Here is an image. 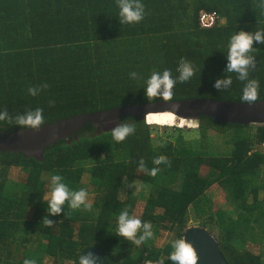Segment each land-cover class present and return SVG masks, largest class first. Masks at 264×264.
Here are the masks:
<instances>
[{
	"label": "trees",
	"instance_id": "1",
	"mask_svg": "<svg viewBox=\"0 0 264 264\" xmlns=\"http://www.w3.org/2000/svg\"><path fill=\"white\" fill-rule=\"evenodd\" d=\"M141 2L143 20L120 24L116 0H0V111L7 109L15 117L39 107L47 124L150 103L144 81L154 70L168 69L177 77L181 58L192 63L195 75L177 81L172 100L243 102L244 82L224 72L228 40L241 29H264V8L258 7L264 0ZM200 10L216 11L224 21L200 28ZM253 46L256 65L249 78L259 82L258 100H263L264 44ZM132 72L137 79L130 77ZM228 75L231 87L218 92L215 80ZM43 84L48 87L38 95L28 93L29 87ZM146 122L138 116L119 118V123L136 127L119 143L111 136L114 126L86 123L46 146L39 158L0 151V264H23L25 259L42 264L44 256L53 264H78L82 252L94 245L110 264H173L171 243L183 238L190 218L214 236L228 264H263L264 125L200 117L196 131L201 136L211 130L232 143L226 155L217 157L209 154L214 146L195 147L186 140L189 129ZM18 129L0 122L1 136ZM160 155L170 165H154ZM141 159L148 169L159 167L156 176L139 170ZM54 174L71 190L85 188L93 194L88 196L92 210H72L66 203L64 212L48 215L44 200ZM135 183L146 191L144 200L133 194ZM214 187L223 192L233 216L208 196ZM124 209L151 222V239L137 246L116 235L117 217ZM45 216L54 221L51 228L44 225ZM162 231L171 242L159 246L155 236ZM16 245L21 248L17 260ZM256 246L262 252L254 253L251 247Z\"/></svg>",
	"mask_w": 264,
	"mask_h": 264
},
{
	"label": "clouds",
	"instance_id": "2",
	"mask_svg": "<svg viewBox=\"0 0 264 264\" xmlns=\"http://www.w3.org/2000/svg\"><path fill=\"white\" fill-rule=\"evenodd\" d=\"M116 5L119 10L118 19L120 24L139 23L145 16V5L141 0H116ZM258 7L264 8V2L258 5ZM219 17V22L222 23L224 19L221 16ZM254 42L264 44V29L258 28L256 31L251 32L241 29L232 34L228 40L226 52L227 63L224 69L226 73H235L236 78L244 82L240 99L249 105L254 104L259 99V82L256 79L249 78V70L254 69L256 65V58L252 54L255 51V47L253 46ZM176 71L178 76L175 78L168 69H164L162 72L152 71L151 75L144 81V95L146 100L149 102L156 99H162L165 102L171 101L173 98V89L177 81L181 83L187 82L195 75V69L192 63L184 58L180 59ZM130 77L137 79L138 74L132 72L130 73ZM231 85L232 77L228 75L218 77L213 86L219 92L230 88ZM47 87V84H43L40 87H29L27 91L30 95L36 96L42 89H46ZM177 107L178 105H173V108ZM3 121L14 124L21 130L32 129L38 131L45 124L44 110L37 107L12 117L9 115L7 109H5L0 111V122ZM135 131L136 127L134 124L117 123L111 128V136L114 141L119 143L134 134ZM152 162L157 166L161 164L170 165V161L164 155L155 157ZM138 167L141 172L150 176H156L160 171L159 167L148 169L143 159L139 161ZM136 190L138 191L139 189L137 188ZM44 201L47 205V213L51 216L64 212V205L66 203L72 210L91 211L93 207L92 202L88 199V192L85 188L71 190L63 181V177L58 174L51 176L50 190ZM43 223L49 228L54 225V221L49 219L48 216L43 218ZM116 235L138 246L153 237V226L151 222L142 221L138 216L130 215L129 211L124 209L117 217ZM171 247L172 251L169 259L173 264H197V254L192 244L185 238L173 240ZM99 259V257L89 251L87 254L80 255L78 264H99ZM23 264H36V261L34 259H25Z\"/></svg>",
	"mask_w": 264,
	"mask_h": 264
},
{
	"label": "water",
	"instance_id": "3",
	"mask_svg": "<svg viewBox=\"0 0 264 264\" xmlns=\"http://www.w3.org/2000/svg\"><path fill=\"white\" fill-rule=\"evenodd\" d=\"M173 105L178 107L173 108ZM164 112L171 113L182 120L184 126L189 123L197 124L200 117H209L218 122L242 126L264 125V99L251 105L245 102L212 98H183L169 102L161 100L79 114L44 124L38 131L18 129L4 136L0 135V151H22L25 156L39 158L46 146L59 139L68 138L86 123L94 125L102 123L112 127L119 123V118L123 116H138L146 122L148 114ZM183 238L192 244L198 257L197 264H228L222 256L217 240L205 227L189 226L184 231ZM89 251L100 258L99 264H110L99 246H90L82 254H87Z\"/></svg>",
	"mask_w": 264,
	"mask_h": 264
},
{
	"label": "rangeland",
	"instance_id": "4",
	"mask_svg": "<svg viewBox=\"0 0 264 264\" xmlns=\"http://www.w3.org/2000/svg\"><path fill=\"white\" fill-rule=\"evenodd\" d=\"M171 118H169L168 116H164V115H153V116H147V121L149 123H153V124H158V125H165L166 123H168L170 121ZM196 124H192L190 126H184V125H178V126H175V127H184L186 129H189L188 132H186L184 135H185V138L186 140L190 141L191 144L194 143V146L197 147L198 144L200 143H204V145L206 146H214V149H210L209 150V154L212 155V156H217V157H220V156H224L226 155L232 148V143L228 142V136L227 135H219V134H216L215 132L211 131V130H208L206 132V135L203 137L200 135V133H198V131H196ZM208 141V142H207ZM139 189L138 191L136 189ZM11 190V187L10 189ZM16 189H13L12 192H15ZM133 194L137 197H139L141 200L143 199L144 200V196H146V191L143 190V188L140 186V184L138 183H135L134 185V188L132 190ZM93 194H88L89 198L90 196H92ZM212 201H214L215 203V206L218 207V205L222 206L224 209H226V205H225V196L223 195V192L217 188V187H214L213 189L210 190L209 192V195H208ZM264 197V191L261 192L260 194V198H263ZM90 201V199H89ZM227 212V214L229 215H232L233 216V213H232V210L231 209H226L225 210ZM192 215V207L190 208V216ZM200 226L197 221L193 220L192 218H190V220L188 221V226ZM170 239H169V234L165 231H162L157 237L155 236V243L157 245H163V244H166V243H170ZM25 243H26V240H25ZM15 248H17V254H15V259L17 260L18 257H20L21 255L18 254L20 253V246L19 245H16L14 246ZM252 251L254 253H260L259 251L262 252L263 250V253L261 256H263V261L262 263L264 264V247L263 249L259 250V247L256 246V247H251ZM42 264H53L52 262V259H50L48 256H44L43 257V260H42ZM158 264H162V263H158Z\"/></svg>",
	"mask_w": 264,
	"mask_h": 264
},
{
	"label": "built area",
	"instance_id": "5",
	"mask_svg": "<svg viewBox=\"0 0 264 264\" xmlns=\"http://www.w3.org/2000/svg\"><path fill=\"white\" fill-rule=\"evenodd\" d=\"M219 15L216 11L202 10L198 14V24L200 28H210L218 24Z\"/></svg>",
	"mask_w": 264,
	"mask_h": 264
},
{
	"label": "bare ground",
	"instance_id": "6",
	"mask_svg": "<svg viewBox=\"0 0 264 264\" xmlns=\"http://www.w3.org/2000/svg\"><path fill=\"white\" fill-rule=\"evenodd\" d=\"M153 115H164V116H168L172 120H176L175 121L176 122L175 124H165V125H159V126H178V125H183L184 124L182 120L176 118L175 116H173V114L168 113V112H164V113H151V114H148L147 116H153ZM146 120H147V117H146ZM154 125H156V124H154ZM186 125L187 126H190L192 124L189 123V124H186Z\"/></svg>",
	"mask_w": 264,
	"mask_h": 264
}]
</instances>
